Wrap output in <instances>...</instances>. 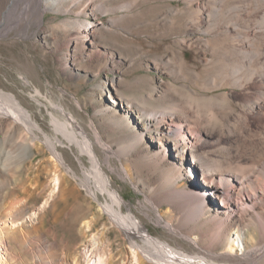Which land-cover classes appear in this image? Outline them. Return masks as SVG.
Masks as SVG:
<instances>
[{
    "label": "rangeland",
    "instance_id": "obj_1",
    "mask_svg": "<svg viewBox=\"0 0 264 264\" xmlns=\"http://www.w3.org/2000/svg\"><path fill=\"white\" fill-rule=\"evenodd\" d=\"M10 2L0 0V89L13 94L45 134L64 141L65 145L59 147L78 174L82 173L76 158L79 155L88 169L93 163L97 166L98 175L108 181L105 189L98 191L101 202L113 199L119 213L142 218L148 234L177 254L189 255L187 241L170 235L137 208L155 188L162 187L163 180L155 169V160L126 146L132 132L128 128L110 129L106 124L109 114L102 109L109 94L115 95V91L134 102L150 95L148 105L155 106L165 103L158 98L172 92L171 84L192 86L182 78H190V69L202 78L212 76L216 66L210 62L211 52L204 42L211 36L192 29L196 24L184 0H56L55 4L48 0L52 6L44 11L41 22L37 21L36 10L32 11L31 4L24 0L18 15H14L16 22L6 24ZM76 19L92 22L87 35ZM177 54L184 57L186 67H179ZM200 92L213 95L222 89ZM232 96L239 97L235 92ZM236 102L233 101L238 108ZM250 124L263 127L255 119ZM19 125L0 115V227L11 231L22 226L36 239L28 246L20 232L9 235L5 243L7 254L12 256L11 264H38V259L49 264L48 258L52 264H96L93 236L102 235L106 229L116 258L122 248L128 264H137L131 256L132 248L117 239L107 215L77 181L61 183L75 191L59 195L60 184L54 185V178L63 173V168L56 166L42 141L43 133L37 132V146L22 154L21 146L15 143L22 128ZM215 133L226 135L225 129ZM106 153L111 171L105 161ZM186 154L189 158V152ZM178 184L180 188L197 190L201 179L189 176ZM113 187L116 195L107 192ZM15 209L19 219L13 220L10 213ZM171 210V205L163 203L159 212L170 218L174 217ZM95 215V228L86 229L85 222ZM105 222L108 228H104ZM253 225L244 234L257 239L260 233ZM213 226L209 220L201 221L193 237L200 244H207L206 233ZM224 247L222 243L216 250ZM109 253V247L103 246L101 256L105 258Z\"/></svg>",
    "mask_w": 264,
    "mask_h": 264
},
{
    "label": "bare ground",
    "instance_id": "obj_2",
    "mask_svg": "<svg viewBox=\"0 0 264 264\" xmlns=\"http://www.w3.org/2000/svg\"><path fill=\"white\" fill-rule=\"evenodd\" d=\"M25 1L31 4L32 11L36 10L38 22H41L44 11L52 6L47 3L48 0ZM52 1L55 4L56 0ZM184 1L190 8L192 22L196 24L192 29L198 34L211 36L204 42L211 52L210 62L216 66L215 73L202 78L200 73L190 69V78H182L189 80L192 86L171 84L172 92L164 93L158 98L165 103L155 106L148 105L147 101L152 99L150 95L143 96L147 100L134 102L115 91V95L109 94L102 111L109 114L106 124L110 129L128 128L132 132L127 147L138 149L139 153L156 161L155 169L160 173L163 185L155 188L147 201L139 202L137 208L170 235L187 241L190 246L189 255L173 252L148 234L142 218L126 217L119 213L113 199L107 198L101 202L98 191L105 189L108 181L98 175L97 166L93 163L88 169L89 165L85 166L87 163L81 160V155L75 156L80 164V176L68 162L65 151L59 147L65 145L64 141L57 136L45 134L16 97L1 89L0 115L10 117L22 126L15 143L21 146L23 155L37 146V140L40 139L37 132L43 133L42 141L52 159L56 166L63 168L62 174L58 173L53 177L54 185L60 184L59 195L75 191L70 186L62 187L61 183L68 185L70 179L77 181L99 204V210L107 215L117 239L132 248L131 256L137 264H263L264 0ZM23 2L24 0H11L6 9V24L16 20L14 15ZM75 22L85 35L91 30L88 28L91 21L76 19ZM176 57L179 67L187 66L182 55L177 54ZM215 89H222V92L213 95L200 92ZM233 92L239 97L232 96ZM235 100L238 108L233 103ZM253 119L261 121L263 127H252L250 123ZM217 129H225L226 135L216 134ZM154 143H157V148ZM105 156L107 168L111 171L113 168L109 154ZM189 176L201 179L197 190L180 188L179 181ZM2 187L0 185V190ZM107 192L116 195L114 187ZM163 203L171 205L174 217L165 218L159 212ZM16 209L10 213L14 216L13 220L19 219ZM93 217L85 222L86 229L95 228L97 215ZM204 220H209L214 226L206 233L207 244L202 245L193 235L195 227ZM251 224L260 233L257 239L252 234H244ZM103 226L107 227V222ZM18 232L28 246L36 239L33 232L24 230L22 226L8 231L2 225L0 264H11L12 256L7 254L5 242L9 235ZM222 243L225 247L216 250ZM46 244L43 241L45 252ZM106 245L110 253L103 258L100 251ZM92 246L96 264H128L126 251L122 248L120 252L124 254L119 253L117 258L111 252L112 242L107 236V229L102 235L93 236ZM33 254L35 255L34 252ZM38 260V264H43L41 259ZM48 262L52 264L50 258Z\"/></svg>",
    "mask_w": 264,
    "mask_h": 264
}]
</instances>
